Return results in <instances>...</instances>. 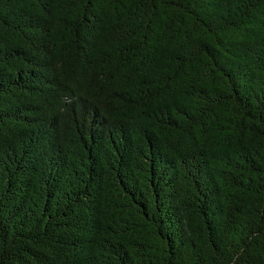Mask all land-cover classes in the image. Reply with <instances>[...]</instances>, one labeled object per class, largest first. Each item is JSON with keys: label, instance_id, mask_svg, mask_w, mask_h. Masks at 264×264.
Instances as JSON below:
<instances>
[{"label": "trees", "instance_id": "1", "mask_svg": "<svg viewBox=\"0 0 264 264\" xmlns=\"http://www.w3.org/2000/svg\"><path fill=\"white\" fill-rule=\"evenodd\" d=\"M0 264H264V0H0Z\"/></svg>", "mask_w": 264, "mask_h": 264}]
</instances>
